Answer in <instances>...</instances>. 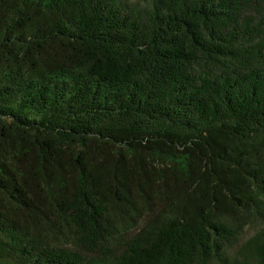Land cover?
Here are the masks:
<instances>
[{
    "label": "trees",
    "instance_id": "trees-1",
    "mask_svg": "<svg viewBox=\"0 0 264 264\" xmlns=\"http://www.w3.org/2000/svg\"><path fill=\"white\" fill-rule=\"evenodd\" d=\"M0 264H264V0H0Z\"/></svg>",
    "mask_w": 264,
    "mask_h": 264
},
{
    "label": "rangeland",
    "instance_id": "rangeland-1",
    "mask_svg": "<svg viewBox=\"0 0 264 264\" xmlns=\"http://www.w3.org/2000/svg\"><path fill=\"white\" fill-rule=\"evenodd\" d=\"M140 1H143V0H140ZM256 229H257V225H256V224L248 226V227L245 229V234H244V236H249V235H251Z\"/></svg>",
    "mask_w": 264,
    "mask_h": 264
}]
</instances>
